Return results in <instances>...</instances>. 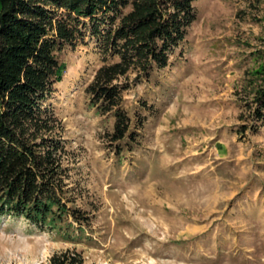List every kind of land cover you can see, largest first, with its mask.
<instances>
[{
  "label": "rangeland",
  "instance_id": "374dc122",
  "mask_svg": "<svg viewBox=\"0 0 264 264\" xmlns=\"http://www.w3.org/2000/svg\"><path fill=\"white\" fill-rule=\"evenodd\" d=\"M193 4L168 65L123 93L132 128L142 118L134 143H110L112 115L88 105L101 63L94 39L57 53L48 102L63 126L69 195L89 220L67 240L2 216L0 264H45L67 248L84 264H264V121L239 131L264 0Z\"/></svg>",
  "mask_w": 264,
  "mask_h": 264
},
{
  "label": "trees",
  "instance_id": "16d2710c",
  "mask_svg": "<svg viewBox=\"0 0 264 264\" xmlns=\"http://www.w3.org/2000/svg\"><path fill=\"white\" fill-rule=\"evenodd\" d=\"M194 1L0 0V217L22 218L67 240L83 231L89 218L69 195L63 126L48 102L61 78L57 53L94 39L101 63L85 87L88 105L112 115L110 143H134L142 118L132 128L123 93L168 65L196 18ZM255 55L241 133L264 121V48ZM45 264L84 258L67 248Z\"/></svg>",
  "mask_w": 264,
  "mask_h": 264
}]
</instances>
